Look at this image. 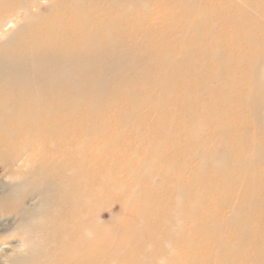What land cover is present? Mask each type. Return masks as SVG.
Here are the masks:
<instances>
[{"label": "bare ground", "instance_id": "1", "mask_svg": "<svg viewBox=\"0 0 264 264\" xmlns=\"http://www.w3.org/2000/svg\"><path fill=\"white\" fill-rule=\"evenodd\" d=\"M231 2L0 0V160L6 164V175L16 181L3 191L0 217L14 218L19 223L13 234L23 235L22 245L17 248H24L7 256L6 264H115L110 260L108 243L99 242L95 218L98 192L111 194V188L105 185L106 180L99 185L96 179L99 162L95 158L110 144L108 131L93 117L107 116L119 107L127 87L139 80L146 88L156 86L170 95H179V87L188 92L184 77L182 84L173 76L184 69L177 56L167 50L174 40L182 41L180 50L191 59L190 66L209 76L203 87L214 100L203 101L201 107L219 109L212 119L198 112L190 113L193 118L189 112L182 116V120L194 124L188 139L201 143L200 153L207 155V164L220 172L229 171L217 174L222 180L217 187L222 190L210 187L208 195L194 194L189 215H199L202 205L203 213L208 214L210 203L222 193L223 198L231 200L229 203L240 194L248 197L249 191L243 194L241 189L264 185V179H257V163L264 161V154L251 159L253 165L240 154L228 159L231 164L226 160L214 163L219 148L231 154V143L236 147L244 146V141L256 145L244 137L236 140L239 131H249L251 126L226 123L230 113L224 111V106H232L242 94L251 93L243 105L254 109L264 125V25L256 21L257 14L264 12L263 3L240 0L229 6ZM177 6L187 12L182 19L175 12ZM216 6L223 9L219 10L223 23L229 24L223 18L225 12L234 15L230 25L236 34L231 41L243 40L256 46L248 54V61L237 58L231 46L226 47L224 32L219 35L216 24L198 16ZM252 6L255 12H249ZM246 61L250 67L245 70ZM127 96L135 99L133 93ZM172 98L171 102L168 98L158 101L155 110L167 102L173 104L179 116L183 101L179 98L174 103ZM145 101L141 100L140 106ZM128 117L129 121L133 118L130 114ZM211 120L218 122L223 136L231 134L233 140L226 144L212 135L206 137ZM99 141L102 146H97ZM33 145L39 148H30ZM176 151L173 148L172 153ZM12 166L19 168L11 171ZM32 197L40 199L34 208L28 205ZM172 219L174 232L180 235L187 219L178 213ZM167 247L169 243L163 245V250ZM4 249L0 243L1 255ZM178 253L176 250L173 256L159 259V253L143 250L145 261L141 264H177Z\"/></svg>", "mask_w": 264, "mask_h": 264}, {"label": "rangeland", "instance_id": "2", "mask_svg": "<svg viewBox=\"0 0 264 264\" xmlns=\"http://www.w3.org/2000/svg\"><path fill=\"white\" fill-rule=\"evenodd\" d=\"M261 2L264 10V0ZM216 3L218 1H215ZM238 3L240 0H232L229 6ZM219 10H223L221 6H216L214 9L208 7L198 16L203 21L216 24L218 34L222 36L224 32L226 47L231 46L237 58L247 60L248 54L253 52L256 46L248 45L243 40L233 43L231 39L235 37L236 31L230 24L234 22V15L228 12L223 14V18L229 22L227 25L222 22ZM175 12L178 19H182L187 13H184L181 6H177ZM249 12H255L253 6L249 8ZM262 15L264 12L257 14L256 21L264 25ZM182 45V41L174 40L166 47L174 57L177 56V60L184 67L180 72L175 71L173 76L176 80L177 76L182 84L184 77L186 85L189 86L188 92H184L179 87L177 89L179 95H170L165 89H157L156 86L146 88V85H141L142 81L139 80L138 84L141 86L130 84L127 87L126 96H123V102L119 107L107 116L93 117L94 121L108 131L110 144L108 149L101 150V155L95 158L99 162L96 176L98 184L104 185L106 180L105 185L111 188V194H107L106 191L98 192L95 218L100 235L99 242L108 243V247L110 246L112 250L110 260L115 264H141L145 261L143 250L155 255L159 253V259L171 257L173 251L177 250L179 252L176 255V259L179 260L177 264H240V262L264 264V185L254 187L252 190L250 187L249 190L241 189L243 194L245 190L249 191L248 197L245 199L240 194L236 201L229 203L227 201L231 200L223 198L222 193V196L210 203L211 213L204 214L202 205L199 206V215H189L194 206V194L202 192L208 195L209 190H222L221 186L217 187L222 181L217 174L224 172L226 174L229 171L220 172L207 164V155L200 153L201 143L188 139L189 130L194 124L192 120H182V116L187 115L188 112L189 116L191 112H198L212 119L219 109L201 107L203 101L214 100L208 97L210 91L203 87L209 76L205 72L199 73L198 71L201 70L190 66L192 64L188 61L191 59L186 58L180 50ZM247 61L243 64L245 70L250 67ZM226 73L227 71L223 72ZM208 74H212V71L209 70ZM249 77L250 75L245 78ZM128 92L133 93L135 99L128 97ZM250 94H242L234 105L224 106V111L230 113L226 123L232 121L234 125L241 123L242 126H251L249 131L244 129L239 131L235 135V137L238 135L236 140L244 137L255 142L256 145L253 147L244 141V146L236 147V144L231 143L229 145L233 149L231 154L219 148L214 163L226 160V163L231 164L228 159L240 154L251 165V159L264 154V125L257 118L254 109H248L243 105ZM170 96L174 97V103L179 98H181L180 102L183 101L179 116L173 104L167 102L162 104L159 111L155 110L158 101L164 102L168 98L171 102L173 98ZM143 99L147 101L140 106L139 103ZM129 114L133 117L131 121ZM174 114L178 116L175 119ZM159 117L162 119L160 120ZM210 123L206 129V137L212 135L219 142L226 144L233 140L231 134L223 136L220 133L218 122L211 120ZM96 144L102 146L103 142L99 141ZM30 148L36 150L39 147L33 145ZM173 148L177 150L175 153H172ZM4 165L6 164L0 160V200L3 199V191L8 189L7 186L16 182L14 178L6 175ZM18 168L12 166L10 169L15 171ZM257 168L260 170L257 179L263 181L264 161L257 163ZM246 171L249 172L248 169ZM214 182L216 185L212 186L211 183ZM31 199L28 201L29 207L34 208L39 205V198ZM176 213L187 219L180 235L174 232L175 223L173 219L171 220ZM0 219H3L0 220V243L2 248H6L2 255L0 254V258L5 257V261L0 259L2 260L0 264H6L8 257L15 254L14 250H24L17 248L22 245L23 235L13 234L19 225L13 220L14 218L8 217L6 220L7 217H0ZM105 234L110 238L104 236ZM165 243H169V247L163 250Z\"/></svg>", "mask_w": 264, "mask_h": 264}]
</instances>
